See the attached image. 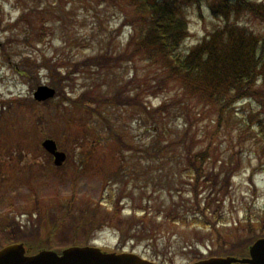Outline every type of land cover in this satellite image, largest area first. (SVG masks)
Returning a JSON list of instances; mask_svg holds the SVG:
<instances>
[{"label": "rangeland", "instance_id": "obj_1", "mask_svg": "<svg viewBox=\"0 0 264 264\" xmlns=\"http://www.w3.org/2000/svg\"><path fill=\"white\" fill-rule=\"evenodd\" d=\"M53 2L0 0V103L5 104L0 109L8 108L10 101L15 102L4 113L0 110V216H3L0 227L2 222L5 227H13L17 220L19 225H24L25 236L39 233V238L47 239L54 250L71 245H93L110 251L134 252L159 264H191L212 253L219 254L215 253L220 248L217 233H209V228L163 222L165 219L159 218L163 212L175 209L173 203L190 215L194 197L186 190L190 177L187 174L167 176L178 178L177 183L164 178L158 181L161 185L153 182L157 176H153V180L145 177L146 159L137 158L142 154L138 146V143L143 145L140 137L146 135L145 124L137 121L142 110L107 111L105 119L114 126L111 132L106 123L100 126L107 139L101 137L100 146L92 150L89 144L84 145L85 149L77 144L84 134L91 133V126L86 127L88 132L80 124L83 119L90 121L86 113L68 108L58 112L55 103L45 107L44 102L34 99L33 93L39 85L51 84L50 72L38 71V67L48 61L57 62L61 56L63 63L72 57L81 61L106 48L109 41L118 55L126 39L117 33L122 30H118L120 17L113 5H98L95 0H63L62 4L54 3L56 9L47 17L45 36L38 40L40 19L37 20L36 10L34 17L31 12L34 8L45 9V5ZM64 4L68 8L64 9ZM32 22L36 27L32 30L34 34L29 30ZM188 23L190 34L186 48L198 44L218 26L219 20L207 7L202 11L193 8ZM31 66L33 70H29ZM52 68L55 73L56 69ZM132 70L123 65L115 71L117 82L127 79ZM91 76H95V72H80L75 77L74 88L80 90L91 81ZM103 77L115 82V77L109 73H104ZM150 100L157 106L162 97ZM76 112L81 114L80 118ZM171 121L177 125L183 122ZM231 130L227 131L228 138L219 139L217 153L231 152L237 158L239 153L243 155V164L235 168L230 189L218 197L222 200L224 222H227L221 224L220 229L228 240L246 246L264 237V166L255 153V146L249 142L241 146L232 139L238 134L236 127ZM47 138L54 139L59 149L67 153L63 166L56 167L53 158L45 154L42 142ZM134 138L139 142L133 143ZM115 171L118 173L112 178ZM127 186L130 191L125 190ZM155 190L157 195H151ZM171 196L175 198L171 200ZM206 197L207 192L203 191L199 199L205 201ZM134 210L138 217L148 211L150 219L146 218L136 229L126 224L122 235L116 221H128L135 214ZM32 211L38 214L36 220L40 222L34 218L27 222L28 213ZM86 218V226H83L79 220ZM111 218L115 221H110ZM0 242L6 244V239ZM222 251L225 254L232 250L226 246Z\"/></svg>", "mask_w": 264, "mask_h": 264}, {"label": "trees", "instance_id": "obj_2", "mask_svg": "<svg viewBox=\"0 0 264 264\" xmlns=\"http://www.w3.org/2000/svg\"><path fill=\"white\" fill-rule=\"evenodd\" d=\"M52 1V4L45 5V9L34 8L31 12L34 17L36 10L37 20L40 19L36 33L38 40L45 36L47 17L56 9L54 3L63 2ZM95 1L98 5L111 4L119 10L116 9L120 17L118 30L122 33H117L126 38L124 49L116 55L117 50L112 49V41H109L106 48L81 61L72 57L63 63L61 56L57 62L48 61L38 67V71L50 72V86L57 91L55 98L42 104L46 107L55 103L58 112L68 108L69 111L76 109L86 113L90 121L83 119L80 124L84 131L88 130L87 125L91 126V133L88 130L90 135L84 134L75 143L79 148L89 144L92 150L96 145L100 146L101 137L107 139L100 126L106 123L110 132L114 126L105 119L107 111L126 109L133 113L142 110L137 121L145 124L146 135L140 137L143 145L138 143V146L142 154L137 158L146 159L145 177L151 180L157 176L152 180L161 185L158 181L164 178L177 183L178 178L167 176L187 174L190 177L186 181V190L194 197L190 215L173 203L175 209L166 214L163 212L159 218L163 217V222L209 228V233H217L220 248L215 253L224 254L222 249L226 246L232 250L228 253L241 250L245 245L228 240L220 229V225L227 222H224L222 200L218 197L230 189L235 168L243 164V155L238 153L237 158L235 153H217L216 145L221 137L228 138L227 131L231 132L236 127L238 134L235 137L230 134L232 139H236L241 146L248 142L255 146V153L264 166V29L261 28L264 26V1ZM93 6L96 7L95 3ZM63 7L66 9L68 5ZM205 7L219 20V24L198 44L186 48L185 42L190 34L189 12L193 8L202 11ZM28 22H31L30 19ZM33 29L36 27L32 22L29 28L31 34L35 33ZM120 63L133 70L127 79L117 82L114 73L123 67ZM52 67L56 69L55 73ZM29 70H33L32 66ZM82 71L95 72V76L89 77L91 81L77 90L73 86L74 80ZM104 73L113 75L115 82L105 80ZM67 88L71 90L68 92ZM158 97H162L161 103L153 106L150 99ZM14 103L8 102V108L0 109L1 113L11 109ZM18 103L22 105L21 102H16V105ZM1 106L5 104L0 103ZM76 116L80 118L81 114L76 112ZM172 119L183 122L177 125ZM117 173L115 171L112 178ZM161 174L165 177H158ZM125 190L130 191L128 186ZM203 191L207 192L205 201L199 199ZM151 195H157V191ZM174 198L171 196V200ZM147 199L150 201V196ZM134 213L128 221H116L122 235L126 224L130 225V229H136L146 218L150 219L148 211L142 212L139 217L135 210ZM37 215L34 211L28 213L27 222H31L32 218L36 220ZM0 218L3 220L2 215ZM79 221L86 226L87 218ZM24 232V225H19L17 220L13 227H5L2 222L0 240L6 239V243L22 240L20 235L25 239L39 240V233L25 236Z\"/></svg>", "mask_w": 264, "mask_h": 264}, {"label": "water", "instance_id": "obj_3", "mask_svg": "<svg viewBox=\"0 0 264 264\" xmlns=\"http://www.w3.org/2000/svg\"><path fill=\"white\" fill-rule=\"evenodd\" d=\"M56 95V90L42 85L37 88L34 97L46 101ZM43 147L55 156V163L61 165L65 153L57 150L56 142L46 139ZM22 244H13L0 250V264H155L132 253H108L95 247H70L59 255L55 251L42 250L27 256ZM192 264H264V238L250 247V257H211Z\"/></svg>", "mask_w": 264, "mask_h": 264}]
</instances>
